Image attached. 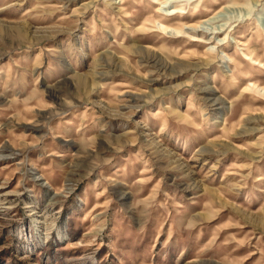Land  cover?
<instances>
[{
  "label": "rangeland",
  "instance_id": "rangeland-1",
  "mask_svg": "<svg viewBox=\"0 0 264 264\" xmlns=\"http://www.w3.org/2000/svg\"><path fill=\"white\" fill-rule=\"evenodd\" d=\"M0 264H264V0H0Z\"/></svg>",
  "mask_w": 264,
  "mask_h": 264
},
{
  "label": "bare ground",
  "instance_id": "bare-ground-1",
  "mask_svg": "<svg viewBox=\"0 0 264 264\" xmlns=\"http://www.w3.org/2000/svg\"><path fill=\"white\" fill-rule=\"evenodd\" d=\"M219 12H221V11H219ZM219 12H217L216 13V15H214L213 17H210V18H208V19H205V20H202L201 22H199V23H196V24H193V25H190L189 27H191L192 29H195V30H200V31H205V30H207V29H203L202 27V24L204 23V24H212V25H214V24H216L217 22H219V20H220V15L221 14H219ZM222 16H224V15H222ZM230 27H231V24L230 25H225V24H223V25H221V26H215V27H213V29H211L209 32H210V34H215V35H217V34H222V33H224V32H226L228 29H230ZM220 41V43L219 44H221V45H224L225 43H226V38L225 39H221V40H219ZM208 42V41H207ZM233 42H235V43H237L238 45H241L242 43L240 42V41H238V40H233ZM220 46V45H219ZM229 58V57H228Z\"/></svg>",
  "mask_w": 264,
  "mask_h": 264
},
{
  "label": "clouds",
  "instance_id": "clouds-1",
  "mask_svg": "<svg viewBox=\"0 0 264 264\" xmlns=\"http://www.w3.org/2000/svg\"><path fill=\"white\" fill-rule=\"evenodd\" d=\"M60 192L64 194L65 198H67V196L71 195L70 192H65L63 188L60 189ZM189 227H192V225L190 224Z\"/></svg>",
  "mask_w": 264,
  "mask_h": 264
}]
</instances>
